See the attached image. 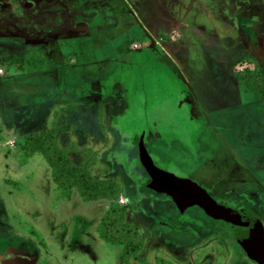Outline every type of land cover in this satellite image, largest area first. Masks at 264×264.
<instances>
[{"label":"rangeland","instance_id":"374dc122","mask_svg":"<svg viewBox=\"0 0 264 264\" xmlns=\"http://www.w3.org/2000/svg\"><path fill=\"white\" fill-rule=\"evenodd\" d=\"M0 67V264H264L240 226L150 187L140 153L264 224V0H0ZM54 123L113 200L68 195L22 147ZM112 201L135 256L96 230Z\"/></svg>","mask_w":264,"mask_h":264},{"label":"trees","instance_id":"16d2710c","mask_svg":"<svg viewBox=\"0 0 264 264\" xmlns=\"http://www.w3.org/2000/svg\"><path fill=\"white\" fill-rule=\"evenodd\" d=\"M27 58L26 56L22 57ZM42 58V57H41ZM41 59L35 55L33 61L38 69H47L45 65H39ZM264 70L260 73H253L251 78L256 84L261 82ZM58 130L57 123L52 127L41 131L32 132L26 135L22 147L29 152H41L51 167V174L61 188L78 190L84 200H98L107 198L113 200L118 195V184L109 178H95L87 167L75 164L70 158L69 151L59 145L56 139ZM150 187L151 184H150ZM96 230L105 241L124 246L125 255L135 256L143 246V235L139 232L137 225L125 221V208L111 202L106 208ZM240 228L236 231V240L253 260L258 261L251 248L243 239Z\"/></svg>","mask_w":264,"mask_h":264},{"label":"water","instance_id":"95a60500","mask_svg":"<svg viewBox=\"0 0 264 264\" xmlns=\"http://www.w3.org/2000/svg\"><path fill=\"white\" fill-rule=\"evenodd\" d=\"M140 153L151 176L152 188L171 196L181 210L198 205L210 216L240 226V233L256 259L264 262V224L258 216L221 203L191 178L156 165L143 141L140 143Z\"/></svg>","mask_w":264,"mask_h":264},{"label":"crops","instance_id":"0c3cea01","mask_svg":"<svg viewBox=\"0 0 264 264\" xmlns=\"http://www.w3.org/2000/svg\"><path fill=\"white\" fill-rule=\"evenodd\" d=\"M75 27H76V26H75ZM85 28L89 29V28H90V25H89V24H86V25H85ZM101 199L104 200V201H108L107 198H101ZM104 204H105V208L108 207V205H109V204L106 203V202H104Z\"/></svg>","mask_w":264,"mask_h":264},{"label":"flooded vegetation","instance_id":"af4514ba","mask_svg":"<svg viewBox=\"0 0 264 264\" xmlns=\"http://www.w3.org/2000/svg\"><path fill=\"white\" fill-rule=\"evenodd\" d=\"M238 229V228H237ZM241 229V228H240ZM246 255L250 258V259H252L247 253H246ZM253 260V259H252ZM255 261V260H254ZM257 262H259V261H257Z\"/></svg>","mask_w":264,"mask_h":264},{"label":"built area","instance_id":"2783aa9c","mask_svg":"<svg viewBox=\"0 0 264 264\" xmlns=\"http://www.w3.org/2000/svg\"><path fill=\"white\" fill-rule=\"evenodd\" d=\"M3 71H4L3 68L0 67V72H3ZM121 201H122V199H121Z\"/></svg>","mask_w":264,"mask_h":264}]
</instances>
